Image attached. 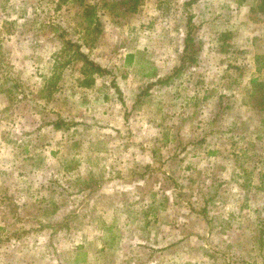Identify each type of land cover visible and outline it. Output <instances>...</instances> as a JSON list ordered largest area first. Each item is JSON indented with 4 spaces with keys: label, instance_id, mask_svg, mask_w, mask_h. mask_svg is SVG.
<instances>
[{
    "label": "rangeland",
    "instance_id": "374dc122",
    "mask_svg": "<svg viewBox=\"0 0 264 264\" xmlns=\"http://www.w3.org/2000/svg\"><path fill=\"white\" fill-rule=\"evenodd\" d=\"M188 1L0 0V264H264V13Z\"/></svg>",
    "mask_w": 264,
    "mask_h": 264
},
{
    "label": "trees",
    "instance_id": "16d2710c",
    "mask_svg": "<svg viewBox=\"0 0 264 264\" xmlns=\"http://www.w3.org/2000/svg\"><path fill=\"white\" fill-rule=\"evenodd\" d=\"M193 1L191 0L186 3L190 4ZM130 5H133V2H131ZM256 7L259 11L264 13V0H258ZM95 25L96 27H98L97 22L95 23ZM187 25H188L187 26L188 30L184 37V45H183L182 54L180 56V65L178 66V70L185 67V65L188 62L196 61V57H197V48H195L194 38L191 35L192 24L190 18L187 22ZM64 47L67 50H72L73 57L81 61L83 73L87 75L104 74L107 71L100 64L90 59L88 55L80 49V46L77 43L72 42L71 40H64ZM128 56L131 57L132 55L129 54ZM92 82H93V78H89V79L83 78L81 84L83 86H88ZM249 82H250L249 83L250 87L248 89V94H247L248 95L247 103H250V105L254 107H258L261 110H264V79L254 77L251 78Z\"/></svg>",
    "mask_w": 264,
    "mask_h": 264
}]
</instances>
